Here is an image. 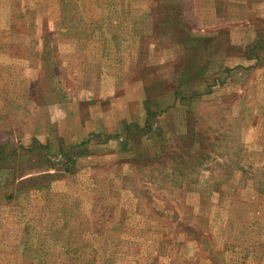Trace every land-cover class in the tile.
<instances>
[{"label":"rangeland","instance_id":"374dc122","mask_svg":"<svg viewBox=\"0 0 264 264\" xmlns=\"http://www.w3.org/2000/svg\"><path fill=\"white\" fill-rule=\"evenodd\" d=\"M0 264H264V0H0Z\"/></svg>","mask_w":264,"mask_h":264}]
</instances>
